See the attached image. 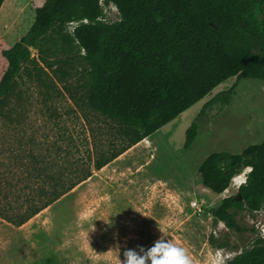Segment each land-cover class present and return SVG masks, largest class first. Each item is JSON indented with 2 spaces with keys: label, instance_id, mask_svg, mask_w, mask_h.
Wrapping results in <instances>:
<instances>
[{
  "label": "trees",
  "instance_id": "trees-1",
  "mask_svg": "<svg viewBox=\"0 0 264 264\" xmlns=\"http://www.w3.org/2000/svg\"><path fill=\"white\" fill-rule=\"evenodd\" d=\"M107 5L118 11L114 22L105 20ZM1 55L6 68L0 78V105L12 97L24 71L31 78L47 74L62 83L79 61L80 91L71 97L83 108L85 123L93 117L110 123L118 141H109L106 150L97 149L94 155L87 146L81 158L75 136L58 132V142L50 148L54 155L31 156L27 171L17 182L7 183L10 188H31L30 193L19 195L17 206L5 195L0 199V219L18 227L223 81L234 78L228 89L203 104L200 115L216 103L220 115L241 79L264 82V0H44L28 31ZM184 136L186 152L197 137L196 122ZM245 168L251 171L236 195L211 211L214 224L220 222L236 234L257 233L253 226H241L237 217L264 209V140L239 153H210L196 171L202 188L218 195ZM208 242L217 248L228 245L213 235ZM226 264H264V238L255 235Z\"/></svg>",
  "mask_w": 264,
  "mask_h": 264
},
{
  "label": "rangeland",
  "instance_id": "rangeland-1",
  "mask_svg": "<svg viewBox=\"0 0 264 264\" xmlns=\"http://www.w3.org/2000/svg\"><path fill=\"white\" fill-rule=\"evenodd\" d=\"M43 2L5 0L2 4L0 78L6 68L1 51L28 31L35 9ZM103 12L108 22L118 19L113 5L103 6ZM32 54L36 52L33 50ZM79 70L80 62L75 61L72 76L62 83H54L47 74L41 79L31 78L24 71L12 97L0 105V199L5 195L8 202L17 206V197L30 193L31 188H10L7 183L17 182L27 171L31 156L48 159L46 154L54 155L50 148L58 142V132H71L75 136L81 158L87 146L94 155L95 150H106L109 141L115 140L117 131L110 123L95 117L89 123L83 121V108L71 97L72 94L77 97L76 92L80 91ZM233 81L230 78L220 83L173 121L130 148L127 154L123 153L116 163H109L100 173L94 172L98 175L77 185L70 196L54 202L47 218L49 223L45 224L40 215L32 224L55 235L54 231H60L68 221L64 236L74 240L75 245L83 246L85 256L91 255L85 264H118L126 249L137 245L147 247L160 237L184 247L193 264H210L217 252L226 264L258 232L233 233L220 222L214 224L211 211L222 199L236 195V184L239 180L245 181L248 168L218 195L202 188L196 171L210 153H239L264 140V82L258 79H241L232 102L220 115H217L218 103L200 115L203 104L217 92L228 89ZM192 122L197 124V137L184 152L185 130ZM194 201L199 208L192 205ZM253 214H240L237 218L241 226L258 229L264 224V209ZM41 221L44 224L39 225ZM4 228L8 230L0 227V250H11L13 241L22 239L18 236L11 239L14 229L10 224ZM210 235L216 242L228 245L211 246ZM32 246L36 249L35 242ZM37 246L42 249L43 242ZM64 248L70 252L73 247ZM45 262L50 264L46 259ZM18 264L32 262L18 259Z\"/></svg>",
  "mask_w": 264,
  "mask_h": 264
},
{
  "label": "crops",
  "instance_id": "crops-1",
  "mask_svg": "<svg viewBox=\"0 0 264 264\" xmlns=\"http://www.w3.org/2000/svg\"><path fill=\"white\" fill-rule=\"evenodd\" d=\"M141 143V142H140ZM139 144V143H138ZM137 145V144H136ZM136 147V146H133ZM132 149V148H131ZM130 151L127 150L123 155L127 154ZM122 155H120L118 158H116L111 163H116L117 159H119ZM110 163V164H111ZM109 165V164H108ZM106 167V166H105ZM104 168V167H103ZM101 170V169H100ZM100 170L97 171V173H100ZM96 173H94L91 177L88 179L95 177ZM88 180H85L82 183H85ZM132 187V186H130ZM75 187L69 191L67 194L62 196L61 198L68 197L71 195V193L74 191ZM60 198V199H61ZM59 200V199H58ZM57 200V201H58ZM52 204L39 212L37 215L29 219L26 223H24L21 226H13L12 233V240L16 238L15 236H18L21 238V242H14L12 244L11 250H0V264H18V259H22L25 261H30L32 264H46L45 259L49 261L50 264H85V260H89L90 254H86V256L83 254V246H77L72 241L74 240H68L64 236V229L69 228L68 221L64 227L61 228L60 231H54V234H50L49 231H43L39 226H34L32 224L36 217L43 215V219H45V224L49 223L48 221V215L50 212ZM72 216V214H71ZM1 221V229L2 230H8L6 225H9V223L5 222L4 220L0 219ZM44 224L42 221L39 223V225ZM35 227V228H34ZM41 230V231H39ZM53 230V227L51 229V232ZM43 234V235H41ZM40 235V236H39ZM57 235V236H56ZM17 240V239H16ZM18 241V240H17ZM33 242L36 243V249H32ZM40 242H43L44 247L38 248L37 244ZM47 246H49L47 248ZM65 246L73 247L72 250L69 252L68 249H65ZM93 247H87L88 250L92 249ZM145 248V247H144ZM45 257V259H44ZM124 259V258H123ZM122 259V260H123ZM45 262V263H44ZM120 264V263H118Z\"/></svg>",
  "mask_w": 264,
  "mask_h": 264
},
{
  "label": "clouds",
  "instance_id": "clouds-1",
  "mask_svg": "<svg viewBox=\"0 0 264 264\" xmlns=\"http://www.w3.org/2000/svg\"><path fill=\"white\" fill-rule=\"evenodd\" d=\"M249 171L251 168H248ZM136 248L126 249L124 259L119 258L120 264H193L184 247L162 237L156 239L146 250L142 245H137ZM210 264H224V258L217 252Z\"/></svg>",
  "mask_w": 264,
  "mask_h": 264
},
{
  "label": "built area",
  "instance_id": "built-area-1",
  "mask_svg": "<svg viewBox=\"0 0 264 264\" xmlns=\"http://www.w3.org/2000/svg\"><path fill=\"white\" fill-rule=\"evenodd\" d=\"M75 24H77V23H71L72 26H74ZM234 180H235V178L232 179V181H234ZM243 182H244V180H239L238 183L236 184V187L238 188V187L240 186V184H242ZM192 205H193L194 207L199 208L198 205H197V203H196L195 201L192 202ZM259 212H260V211H259ZM259 212H255V214H259ZM255 227H256V229H257V226H255ZM256 231L258 232V234H259L262 238H264V224H260V226H258V229H257Z\"/></svg>",
  "mask_w": 264,
  "mask_h": 264
},
{
  "label": "bare ground",
  "instance_id": "bare-ground-1",
  "mask_svg": "<svg viewBox=\"0 0 264 264\" xmlns=\"http://www.w3.org/2000/svg\"><path fill=\"white\" fill-rule=\"evenodd\" d=\"M237 178V177H236Z\"/></svg>",
  "mask_w": 264,
  "mask_h": 264
}]
</instances>
